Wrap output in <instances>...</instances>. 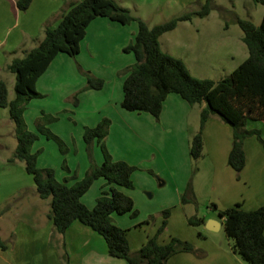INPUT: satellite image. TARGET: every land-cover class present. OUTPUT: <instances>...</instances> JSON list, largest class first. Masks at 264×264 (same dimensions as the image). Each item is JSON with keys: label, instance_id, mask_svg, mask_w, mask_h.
<instances>
[{"label": "crops", "instance_id": "obj_1", "mask_svg": "<svg viewBox=\"0 0 264 264\" xmlns=\"http://www.w3.org/2000/svg\"><path fill=\"white\" fill-rule=\"evenodd\" d=\"M76 1L79 0H31L26 9L20 10L16 0H0V72L7 69V64L13 57L20 56L23 50L35 46L43 36L44 28L55 25L69 5ZM116 1L130 10L139 5L136 1L127 3L130 5L123 0ZM171 1L172 5L179 6L183 10L182 13L195 10L205 2V0H170V4ZM212 8L207 15L211 13ZM137 16L142 18L141 15ZM137 27L136 20L121 23L106 16H96L86 26L76 58L59 52L44 72L48 71L55 61L60 60L71 69V73H74L72 67L80 63L83 68L102 77L104 84L101 88H89L103 91L98 95L104 100L102 108L112 107L117 114L129 118L134 130L154 148L149 154H144L136 147L128 150L130 155L113 151L107 141L114 123L109 125V132L104 138L114 159H123L136 166L131 173L133 186L135 183L150 184L153 174L148 171V168H153L163 178L161 184L168 182L167 180L171 182V193L164 192L158 197L159 207L168 208L169 214L166 226L158 234L157 239L159 242H166L171 236H178L190 241L197 252H176L166 260L165 264H245L243 259L232 251L229 237L225 238L217 234L223 227L224 221V218L218 214V210L236 203H240L244 209H254L264 204V147L255 135L245 137L243 141L245 164L237 174L228 163V154L232 145L231 125L217 114L207 117L202 131V154L197 158L199 166L192 185L196 198L206 192V199L209 200L210 205L213 204L210 209L214 213H209L206 217L202 215L205 219L202 224H190L188 217L197 214L198 211L193 202L181 201L189 171L183 168V174H179V171L176 174H166L164 165L156 164L155 160L158 158L157 153L162 157H168L178 152L181 154V161L191 156L189 144L191 137L198 130L200 110L204 103L190 104L178 93L170 92L163 101L158 118L147 111L128 110L121 106L122 84L127 72L119 73L118 71L135 61L133 52L124 51L123 47L132 40ZM163 34L159 37L161 48ZM239 41H243L242 33L239 35ZM185 65L191 73L188 65ZM42 74L36 80L38 89ZM0 77L3 78L1 74ZM77 80V84L82 85L85 82V76L79 74ZM65 82H73V80H65ZM92 92L91 90L87 92L90 93L88 96L95 95ZM94 104L93 106L96 107ZM103 116L109 115L103 114ZM100 118L95 119L93 124H96ZM249 121L246 126L258 128L264 138V119L257 121L254 125H248ZM119 135L122 137V134ZM175 147L181 149H175ZM84 161L85 158L81 161L82 165L87 166L88 162ZM82 173L81 171L76 177L70 179L67 173L58 175L55 171L57 179L68 184L83 176L84 173ZM94 183L103 185L105 179H95L90 186L94 185V188L90 190L89 187L81 196L88 207L95 204L99 194ZM132 188L120 187L123 192L132 197L138 214L139 209L135 207L136 193L131 190ZM34 193H36L35 188ZM34 195L31 198L33 200L20 205H7L0 212V236L6 243L5 248H0V264H66L63 258L64 251L68 254L69 264H128L124 258L111 255L104 237L79 220H73L63 233L58 232L48 217L49 207L41 204V200L34 198L37 197V193ZM137 214L133 216L130 212L112 213L113 222L127 229V239L132 251L153 236L158 227L156 221L149 226L143 223L139 225V222L145 219L144 216Z\"/></svg>", "mask_w": 264, "mask_h": 264}, {"label": "trees", "instance_id": "obj_2", "mask_svg": "<svg viewBox=\"0 0 264 264\" xmlns=\"http://www.w3.org/2000/svg\"><path fill=\"white\" fill-rule=\"evenodd\" d=\"M211 1L205 0L195 10L153 25L133 15L128 7L116 0L72 2L55 25L44 28L43 36L35 46L23 50L22 55L13 57L7 64V69L14 74L15 95L8 98L7 83L0 77V107H7L9 117L15 125L17 139L9 160H23L26 171L32 174L38 196L50 198L48 217L58 232L63 233L73 220H79L104 237L111 255L124 258L128 264H165L176 252H197L190 241L178 236L173 235L166 242L158 241L157 236L167 223L168 208L162 210L163 220L157 232L135 251L130 249L127 229L113 222L112 213L137 214L132 197L120 189L121 186L133 187L131 173L136 166L123 159H114L106 148L104 138L109 130L108 117L101 118L94 125H85L82 132L87 145L93 141L100 144L102 161L98 164L91 163L83 176L68 184L57 179L54 167L37 165V153L31 151V146L38 134L27 128L23 112L25 103L41 94L37 90L36 80L53 57L59 52L74 57L78 53L80 41L91 19L101 15L121 23L136 20L137 31L123 47L124 51L133 52L135 61L118 71L127 72L122 84L121 106L128 110L147 111L158 118L163 101L170 92L178 93L190 104L204 103L200 110L198 130L190 140L189 153L193 159L201 156L205 121L209 115L217 114L232 127L228 163L238 174L245 164V137L255 135L264 147L260 130L246 126L249 120L264 119V11L258 24L235 15V20L242 29V40L248 54L227 75L219 79L194 76L184 61L164 51L159 41L160 35L173 29L179 21L190 19L193 15H207L211 9ZM253 1L264 4V0ZM30 2L31 0H16V5L24 10ZM77 65L86 76L85 88L103 86L102 77L83 68L80 63ZM74 102L77 103L78 99L75 98ZM38 127L47 136H54L45 126L39 124ZM99 177L105 179L107 187L101 189L95 204L88 207L81 196ZM181 201L196 203L190 182L181 195ZM218 214L224 218L223 229L231 239L232 251L240 255L245 264H264V204L254 209H244L240 203H236L219 209ZM204 221V217L196 214L188 217V222L192 225H199ZM5 246L6 243L0 236V248ZM63 258L69 264L66 251L63 252Z\"/></svg>", "mask_w": 264, "mask_h": 264}, {"label": "rangeland", "instance_id": "obj_3", "mask_svg": "<svg viewBox=\"0 0 264 264\" xmlns=\"http://www.w3.org/2000/svg\"><path fill=\"white\" fill-rule=\"evenodd\" d=\"M123 1L126 4L136 1L139 5L135 9L131 8L132 14L141 15L149 25L165 21L183 12L179 6L172 5V1L170 4V0ZM211 8L209 15H193L190 20L179 21L173 30L162 35L161 44L162 48L181 58L194 76L219 79L227 75L248 54L245 43L239 41L242 29L235 20V15L258 24L264 11V4L255 3L253 0H213ZM65 56L71 55L66 54ZM72 68H74L72 69L74 73H71V69L65 66V63L60 60L55 61L40 78V90L38 88L37 90L41 94L25 103L23 116L26 126L38 134L31 146V151L37 153V165H52L58 175L67 173L68 178L72 179L81 171L85 173L91 163H100L103 159L100 144L93 141L87 145L82 138L83 127L94 125L95 119L100 117H108L109 125L114 123L107 141L113 151L130 155L128 150L136 147L144 154H149L154 148L149 146L134 130V126L130 125L132 121L117 114L112 107L102 108L104 100L98 95L103 91L85 88L86 76L84 74V84H77L78 76L82 72L77 63ZM0 74L7 83L8 98L11 99L15 95L14 74L8 69ZM70 79L73 82H65ZM90 90L95 95L88 96L90 93L87 92ZM75 98L78 99L77 103L74 102ZM103 114L109 116H103ZM257 121L259 120L249 121L248 125H254ZM39 124L45 126L54 136H47L39 129ZM14 128L15 125L9 117L7 107H0V212L7 205L25 204L28 200H33L31 198L36 194L32 174L26 171L23 160H9L17 144ZM119 134H122V137ZM104 144L108 149L105 141ZM175 149L181 148L175 147ZM157 154L158 158H155V163L164 165V173L171 175L179 171V174H183L184 168L189 171L187 184L188 182L193 184L194 175L199 166L197 159L190 156L187 160L181 161V154L178 152L168 157ZM83 158L86 163L88 162L87 166L82 165ZM148 171L153 174H151L153 179L150 178V184L148 183L147 186L145 183H135L131 190L136 193L135 207L139 209L137 215L144 216L145 219L139 222V225L143 223L149 226L156 221L158 230L163 220V209L158 205V197L164 192L171 193V182L167 180L168 182L161 184L163 178L153 168H148ZM98 179L103 180L102 177ZM94 184L99 194L102 188L107 187L105 183L103 185ZM93 186L90 190L94 188ZM36 196L34 197L37 198L36 200H41V204H46L50 209V198ZM193 205L198 211L196 214L198 216L206 217L209 213H214L211 212L212 207L206 199V192L196 198V203ZM217 234L227 237L223 227ZM229 241L231 242L230 238Z\"/></svg>", "mask_w": 264, "mask_h": 264}]
</instances>
